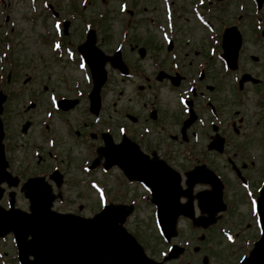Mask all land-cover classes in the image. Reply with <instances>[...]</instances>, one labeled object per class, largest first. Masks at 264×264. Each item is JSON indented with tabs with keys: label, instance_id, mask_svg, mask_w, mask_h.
I'll return each mask as SVG.
<instances>
[{
	"label": "rangeland",
	"instance_id": "rangeland-1",
	"mask_svg": "<svg viewBox=\"0 0 264 264\" xmlns=\"http://www.w3.org/2000/svg\"><path fill=\"white\" fill-rule=\"evenodd\" d=\"M51 1L56 4L60 17L71 20L66 39L73 44L82 42L81 34H84V25L90 17L98 18L99 14H105L104 18L98 20L100 27L99 30L96 29L97 46L106 54H111L118 44L124 42L121 49L123 58L132 71L136 72L134 76L127 78L107 65V79L101 89L100 112L97 116L89 114L86 110V96L91 83L86 78L87 70L81 69L77 61H66L62 57L61 60L58 59L57 52L53 50L57 43L52 42L56 36L52 25L53 17L44 13H31L37 11L39 5L32 0L2 1L0 58H3L5 64L0 63V67L2 66L1 72H4L3 77L12 63L18 67L15 70V81L12 82L10 78L9 84L4 87L15 93L8 96L10 100L3 112L7 136L14 146V156L10 153L14 157L12 167H26L32 169V172L41 171L45 173L47 180V172L58 167L63 173L64 183L57 187L49 180L48 182L52 185L53 193L61 196L62 203L55 200L52 209L91 217L102 204L126 205L130 198L135 201V198L145 194L142 186L127 182L116 167L106 173L98 169L84 171V161H90L94 156V148L102 144L99 137L101 132L107 131L117 142L120 131L126 130L130 139L137 142L143 151H148L149 146H155L166 154V159L180 172L189 169V162L177 156L180 150L178 143L169 140L163 128L165 124L170 126L169 121L166 123L164 119L163 110L167 108L170 112L176 109L175 92L154 80L159 64L163 62L166 65L167 62L163 55L165 47L160 31L150 21L148 23V18L158 21L163 19L162 1L86 0L84 7L81 6V0ZM121 1H126L128 8H132L130 4L134 7L132 15L120 11ZM176 5L177 1L174 0L173 7ZM187 17L185 15L186 19L183 20L185 28L192 25ZM125 26H129L130 31L126 38ZM3 37L9 40L10 50L6 51L9 60L3 54ZM151 40L158 46H152ZM190 51L191 47H187L183 52ZM26 77L30 78L26 80ZM54 93L61 97L77 98L79 104L66 113H52L50 94ZM56 99L52 97L54 102ZM31 101H34L33 107L28 106ZM229 103L236 104L230 100L226 105ZM241 114L240 110L238 115L233 116ZM26 121L28 128L22 133L21 127ZM173 129L170 126L169 130ZM91 132L97 137L90 138ZM211 165L229 185L225 189L224 201L227 205L228 202L229 205L233 202V205L228 206L217 224L206 230L193 228L189 219L180 217L178 236L169 244H188L177 259L168 260L164 264H201L203 255L208 257L209 264H237L260 235L252 204L254 193L251 192L250 198L245 194H249L251 189L255 190L264 175L261 169L264 168V158L255 161V170L251 174L252 187L248 188H242L235 181L229 164L223 158H213ZM18 193L19 205L27 210L28 200L20 191ZM153 216L154 207L149 202L137 200L124 226L143 242L146 254L159 261L167 252L169 244L158 236ZM222 230H227L232 236L228 237ZM11 238L0 239V264H3L2 261L17 264Z\"/></svg>",
	"mask_w": 264,
	"mask_h": 264
},
{
	"label": "flooded vegetation",
	"instance_id": "flooded-vegetation-1",
	"mask_svg": "<svg viewBox=\"0 0 264 264\" xmlns=\"http://www.w3.org/2000/svg\"><path fill=\"white\" fill-rule=\"evenodd\" d=\"M178 2L177 68L169 67L168 60L162 81L164 88L176 90L178 105L170 112L163 110L166 123L169 121L174 127L169 130L170 126L165 124L164 133L178 143L177 156L188 161L189 168L200 164L211 168L212 159L219 157L227 160L231 170L248 173L250 154L264 158V0ZM194 11L207 25L197 20ZM185 15L191 27L183 26ZM226 28L224 56L222 38ZM174 46L173 43L169 52ZM187 47L191 51L183 52ZM175 74L179 77L176 86L169 77ZM178 97L185 98L186 106L179 103ZM230 100L236 104L226 105ZM240 110L242 114L234 117ZM189 117L193 119L184 126ZM214 137L224 144L221 153L210 145ZM148 148L147 153L155 150L171 164L158 148ZM8 165L19 185L35 176L32 169L14 166L12 171L9 160Z\"/></svg>",
	"mask_w": 264,
	"mask_h": 264
},
{
	"label": "water",
	"instance_id": "water-1",
	"mask_svg": "<svg viewBox=\"0 0 264 264\" xmlns=\"http://www.w3.org/2000/svg\"><path fill=\"white\" fill-rule=\"evenodd\" d=\"M94 41L95 38L91 32L87 41L79 49L86 56L93 73L94 88L90 94V110L97 113L99 108L98 92L105 79L104 62L108 59L123 71L125 68L119 63L116 56H104L100 50L95 48ZM3 100L4 97L1 96L0 112ZM58 104L61 105V103ZM27 126L28 124L25 123L22 131H25ZM1 138L2 125L0 121V182L4 176H8L5 172L6 162L3 156ZM105 143V147L98 149L99 156L105 155L111 163H113L114 158L117 162H121L128 177L133 176L153 183L159 224L166 239L176 235V219L180 214L190 217L194 225L206 227L216 220L214 214L225 208L221 201V183L203 167L186 173L188 187L182 193L188 198V201L180 204L178 202L180 178L175 171L166 166L163 172L151 171L133 163L134 159H141L142 155L138 151H136L135 156H131L133 159L130 166L128 156L123 151L118 153V149L110 143L108 137H105ZM130 144L132 145L127 140L122 145L130 146ZM133 148L136 149L135 146ZM195 181H209L214 185L208 196L200 193L199 208L206 212L207 216L197 218L193 216L192 196L190 194L191 186ZM25 187L27 189L26 195L28 194L32 203L30 206L31 213L14 209L3 211L0 208V234L8 231L14 233L23 262L29 253L34 256L33 263L36 264H162L147 258L142 247L120 225L124 215L130 209L125 210L124 206L109 205L89 219L70 214H58L49 210L53 196L50 195V189L42 179H30L24 184L23 188ZM258 213L262 236L255 243L249 256L244 258L240 264H264V187L259 197ZM28 235L31 237L29 240L27 239ZM180 251L177 246H174L165 259L177 256Z\"/></svg>",
	"mask_w": 264,
	"mask_h": 264
},
{
	"label": "snow or ice",
	"instance_id": "snow-or-ice-1",
	"mask_svg": "<svg viewBox=\"0 0 264 264\" xmlns=\"http://www.w3.org/2000/svg\"><path fill=\"white\" fill-rule=\"evenodd\" d=\"M55 47H59L58 45H56ZM80 67L83 68L84 64L81 62ZM181 103H183V101H181Z\"/></svg>",
	"mask_w": 264,
	"mask_h": 264
}]
</instances>
